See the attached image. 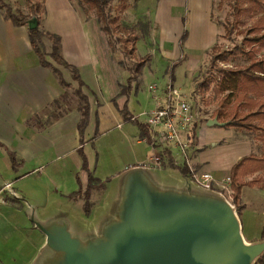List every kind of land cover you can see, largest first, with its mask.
Returning a JSON list of instances; mask_svg holds the SVG:
<instances>
[{
    "label": "rangeland",
    "instance_id": "1",
    "mask_svg": "<svg viewBox=\"0 0 264 264\" xmlns=\"http://www.w3.org/2000/svg\"><path fill=\"white\" fill-rule=\"evenodd\" d=\"M5 1L11 5L12 11H16V9H20L24 13L29 11L28 5L24 0ZM57 1L59 0H51L50 5L46 6L45 9L50 26L60 29L64 24L63 18L65 16L71 17V19H67L68 22H77L80 26V18H82L83 13L80 10V12L77 10L74 13L70 12V9H65L62 16L58 17V10L62 6ZM71 1L75 7H79L84 11L78 0ZM126 1L128 7L124 11L118 13L116 10H112L111 15L112 17L117 15L115 23L132 28L133 34L134 32L138 34L139 39L135 43L133 58L129 57L121 49L122 44L116 40L117 38L124 39L126 35L113 31L112 41L114 45L111 47L108 41L109 36L100 29V23L92 11H84L88 19L87 28L79 27L80 33L83 29L85 31L87 29L86 37L88 43L91 39L94 43L96 41L95 38L100 34L99 40L97 39L99 56L100 58L110 59V63L115 65L116 69L112 70L113 78L110 81L117 92L113 99L114 103L116 102V107L120 109L124 101L129 99V105H126L127 109L132 106L137 114L141 110L145 111L148 109L147 111H149L151 107L155 106L154 96H160L162 101L165 99L166 103L171 105H174L177 100H185L190 104L193 115L187 127L179 132L180 140L187 144L186 151L190 147L191 133L194 132L195 134L197 131L198 141L206 145L203 146V155L206 157L207 162L211 164L222 165L228 163L238 153H243V155L264 153V148L255 132L207 124V118H211L210 115L216 108V102L212 100L207 102L205 99L208 95L211 96L210 91H203L199 85L211 71V46L214 44L219 45L220 51L232 50L235 46L248 48V45L242 43L244 35L232 34L230 37L223 36L224 23L229 11L227 3L224 0ZM119 2L120 0H111L110 4L116 8ZM75 15L79 20H76ZM41 16L43 17V14ZM34 18V16L31 17L28 22L34 20ZM95 26L98 28L99 34L98 31L97 33L94 31ZM184 29H187V31H184ZM184 33H186V37L182 41L180 37ZM82 39L77 41V44H85L86 39ZM42 40L46 44L45 51H49L50 42L46 38ZM131 48L132 44L128 41L127 49ZM147 53L151 57L138 75V87L135 88L134 85H137L132 82L131 90L127 95L119 94L121 86L126 85L127 78L132 75L128 70L129 67H133L136 64V60H139ZM247 63L246 57L238 54L230 56L227 62L218 61L217 65L231 67V65H244ZM57 66V69L64 68L58 64ZM122 70H125V72H122ZM171 73L173 78H171ZM72 85L74 88L77 87L76 82ZM173 90H176L177 94H172ZM72 91H69L63 97V100L68 105L77 102L76 96ZM104 106L106 108L108 104ZM197 109L198 116L194 115ZM128 111L130 112V109ZM151 112L147 113V115ZM144 117V115H141L140 118L136 119L141 122ZM117 121H120V119L113 120L110 118V122L107 124L101 123L96 130V134L101 132V137L97 142L100 149L99 154L101 153L97 160L100 165V174L110 172L112 167L120 168L126 163H131L129 150L127 149L128 144L123 135L125 129L130 127V125L134 126V124L126 122L128 125H125V123L121 122L123 127L119 129L115 126ZM149 128L152 133V128L150 126ZM103 131H106V134H102ZM93 133L94 130L90 134L86 132V137H92ZM92 147L96 148L94 144ZM92 147L88 146V151L94 159V165L96 151ZM187 156L189 155L187 154ZM188 160H190L189 157ZM7 166V161L0 156V183H11L13 191L18 192L21 198L14 200L13 198L16 197L6 194L3 195L6 202L0 203V264H23L24 259L26 260L29 254L34 251L30 247L33 239L30 233L31 229H29V227L32 228L34 225L29 219L28 208L24 201L34 204L39 203L42 207L38 209V213L42 216H49L57 211H66L69 213L68 218L71 222L85 229L94 225L100 212L102 213L105 210V206L100 209L104 198L106 194L113 192L117 177L124 171L123 169L113 176L100 179L105 182V189L102 192L94 191L92 193L91 199L95 202V205L90 209L89 215H86L83 200H73L59 196L58 198L51 197L49 199L50 196H48L47 191L51 194L52 187L49 188L44 182L35 179L37 174L15 183L13 181L17 179L3 182L2 180L9 175ZM151 171L160 181L165 183L182 185L185 182L180 173L172 167L159 172L153 171V169ZM196 171L201 172L204 170ZM258 174L264 181V172ZM254 176L255 174L248 175L245 180H250ZM224 183H228L225 178ZM13 186L17 191H15ZM221 191L232 202L230 187L227 190L221 189ZM240 202L245 206V209L239 214L245 239L248 241L261 240L260 231L264 222V190L245 186L242 189ZM34 229L40 232L35 227ZM21 246L22 248H20ZM22 254L25 255V258Z\"/></svg>",
    "mask_w": 264,
    "mask_h": 264
},
{
    "label": "crops",
    "instance_id": "2",
    "mask_svg": "<svg viewBox=\"0 0 264 264\" xmlns=\"http://www.w3.org/2000/svg\"><path fill=\"white\" fill-rule=\"evenodd\" d=\"M50 2L51 0H45L40 27L60 36L62 56L68 63L77 68L86 86L82 88V91L88 96L89 118L83 132L82 149L92 175L103 179L132 165L140 164L154 167L151 163L152 157L158 154L161 156L163 152H167L168 155L162 158L160 167L154 168L162 171L163 169H171L173 164L176 166L183 165L184 156L179 152L178 147L164 143L151 145L140 137L137 126L134 125L135 128H133L134 126L130 125L125 129L123 136L128 144L127 149L131 163H126L120 168L112 167L110 172L100 174V165L97 160L101 153L99 154L100 149L97 142L101 137V132L96 134L97 127L101 123L110 122V118L113 120L120 119L115 123L119 129L123 127L122 123L128 125L123 120L122 114L113 100L117 92L115 86L112 87L110 80L113 78L112 70L116 68L113 63H110V59L99 56L97 39L99 40L100 34L96 26L94 31L96 33L98 31L99 36L95 38L94 43L92 39L88 43L87 29L79 32L80 28H87L88 19L83 9L75 7L71 0L57 1L62 6L58 10V17L62 16L65 9H70L69 11L74 13L80 10L83 16L80 18V26L77 22H68L67 19H71V17L65 16L62 27L55 29V27L50 26L46 17L45 9L46 6L50 5ZM75 17L76 20H79L76 15ZM28 29L27 25H14L4 17L0 10V156L7 161L9 173L8 177L2 181L17 179L13 181L15 183L37 174L35 179L44 182L49 188L52 187L51 194L47 191L48 196H50L49 199L51 197L58 198V196L66 198L69 193L77 190L79 185L84 187L87 184V173L81 169L82 159L77 151L81 147V136L78 131L80 112L77 108V102L68 105L62 99L72 90L63 87L55 73L50 68L41 65L30 44ZM82 38L86 39V43L77 44V41L83 40ZM43 44L46 45L44 41ZM48 60L51 62L50 58ZM54 66L58 67L57 64ZM59 71L67 82L75 84L67 69L63 68ZM56 100L60 102L58 105L54 103ZM105 104H108L106 108ZM126 105H129V99H126ZM154 108L155 106L151 107L149 111H147L148 109L141 110L137 115L135 108L129 106L133 117L145 116L141 119L143 123L146 122L147 113ZM93 130V136L86 137V132L90 134ZM104 133L106 134V131L102 132V134ZM91 139L92 141H90ZM93 144L96 148L92 147ZM204 145L198 141L196 131L195 137L187 149L191 167L209 172L217 188L223 184L227 185L224 183V178L225 181L229 178L230 168L240 157L244 156L243 153H238L228 163L211 164L203 155ZM88 146L96 151L94 165V159L89 154ZM9 152L13 153L19 162L16 167L11 166ZM227 187L229 188V184ZM15 191L17 190L15 189ZM29 229H31L30 233L33 239L30 247L34 251L29 254L26 260L24 259L23 264L31 262L36 251L44 242V236L40 232L36 231L34 227H29Z\"/></svg>",
    "mask_w": 264,
    "mask_h": 264
},
{
    "label": "water",
    "instance_id": "3",
    "mask_svg": "<svg viewBox=\"0 0 264 264\" xmlns=\"http://www.w3.org/2000/svg\"><path fill=\"white\" fill-rule=\"evenodd\" d=\"M36 25V18L28 22L29 28ZM207 124L225 125L216 117ZM151 169L161 171L140 164L125 168L104 198L105 210L85 229L66 211L42 216L39 203L24 201L44 236L29 264H255L264 239H245L224 193L185 177L182 185L165 183Z\"/></svg>",
    "mask_w": 264,
    "mask_h": 264
},
{
    "label": "trees",
    "instance_id": "4",
    "mask_svg": "<svg viewBox=\"0 0 264 264\" xmlns=\"http://www.w3.org/2000/svg\"><path fill=\"white\" fill-rule=\"evenodd\" d=\"M84 8V11H92L100 23V29L109 36L108 41L113 47L112 41L113 31L119 34H125V38H117V42L122 44L121 49L133 58L135 51V43L139 39L137 33L132 28L121 26L115 23L117 15H111L112 10L118 13L124 11L128 7L126 0H120L116 8L112 7L111 0H78ZM136 1V0H135ZM229 8L227 18L224 23L225 37L232 34L244 35L242 43L248 45L235 46L232 50L220 51L219 45H212L210 58V73L200 82V88L203 91H210L211 96L205 99L207 102H216V108L210 117H216L219 122H224V128L234 127L240 130L255 132L264 148V0H224ZM28 5V12L24 13L20 9L12 11L11 5L5 0H0V10L6 19H9L14 25H26L31 17H35L37 21L36 27L28 29V37L30 44L36 53L41 65L50 68L56 75L59 83L73 90L77 99V108L80 112V120L78 123V131L81 136V147L77 149L82 159L81 169L87 173V184L83 187L79 185L78 189L69 193L68 198L73 200H83V207L86 215H89L90 209L95 205L91 199L94 191H103L105 182L94 177L88 168L87 158L83 152V132L87 126L89 118V100L88 96L82 91L86 87L81 79L77 68L68 63L61 54V38L58 34L43 30L41 25L42 14L44 13L45 0H24ZM115 21V22H114ZM131 34V35H130ZM184 33L181 40L185 39ZM43 38L50 42L49 51H45ZM128 41L131 42L132 48L127 49ZM244 55L248 60L244 65L218 66L217 62H227L230 56ZM150 54H145L133 67H129L132 73L127 78V84L121 86L119 94H128L132 87V82L138 84V75L141 73L144 65L150 60ZM51 59V62L48 60ZM54 63L64 67L71 74V79L77 83L74 88L70 82H67L60 71L54 66ZM171 78L173 75L171 73ZM135 86V88H137ZM63 99V97H62ZM56 105L60 103L54 101ZM123 120L131 122L139 129L140 137L147 143H150V128L146 123L138 121L128 111L126 100L119 109ZM208 119V118H207ZM206 119V120H207ZM205 120V121H206ZM199 127V126H198ZM195 137L194 132L191 133V141ZM92 141V139L90 140ZM163 152L162 158L168 155ZM9 159L12 167H16L19 162L14 154L9 152ZM182 177L190 178L191 173L188 167L183 164L181 166L172 165ZM264 172V153H249L240 157L230 168L229 171V187L231 190L232 203L236 207L238 215L244 206L241 204V190L244 186L257 187L264 190V181L258 173ZM255 176L250 180H245L248 175ZM14 200L17 198H13ZM264 213V212H263ZM261 239H264V222L260 233ZM256 263L264 264V252L257 258Z\"/></svg>",
    "mask_w": 264,
    "mask_h": 264
},
{
    "label": "built area",
    "instance_id": "5",
    "mask_svg": "<svg viewBox=\"0 0 264 264\" xmlns=\"http://www.w3.org/2000/svg\"><path fill=\"white\" fill-rule=\"evenodd\" d=\"M172 94H177V91L173 90ZM154 100L155 108L147 115L145 122L153 130L150 135V144L164 143L178 147L179 152L184 156V164L191 173L190 179L192 181L207 189L227 190L229 178L226 179L227 185L223 184L220 188H217L209 172L196 171L190 165L186 151L187 144L183 143L179 136V132L187 127L193 117L190 104L185 100H177L174 105H171L166 103L165 99L162 101L160 96H154ZM194 115L198 116V109ZM161 162L162 158L159 154L152 157L151 163L154 167H160ZM11 186V183L8 182L0 184V203L4 202L3 195H11V191L14 192Z\"/></svg>",
    "mask_w": 264,
    "mask_h": 264
}]
</instances>
